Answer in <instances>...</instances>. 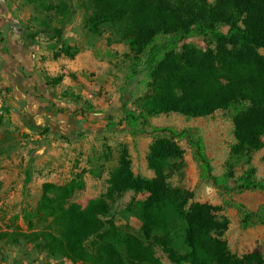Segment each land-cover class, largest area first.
<instances>
[{
    "label": "trees",
    "instance_id": "obj_1",
    "mask_svg": "<svg viewBox=\"0 0 264 264\" xmlns=\"http://www.w3.org/2000/svg\"><path fill=\"white\" fill-rule=\"evenodd\" d=\"M28 1L55 12L46 22L56 20L64 28L74 0ZM86 27L96 35L110 33L109 43L126 44L129 57L146 65L149 92L134 101V109H126L124 121L135 138L160 136L147 157L155 176L134 175L124 149L105 194L82 208L72 202L74 193L84 188L81 176L63 186L47 183L28 219L30 232L2 233L0 241L18 242L21 237L73 264H162L156 248L174 264H262L258 252L243 258L231 254L224 238L228 220L215 214L224 207L196 203L193 193L174 187L170 179L183 158L176 141L185 140L198 165L199 184L212 185L223 197L264 193V180L252 163L264 148V0H93ZM193 37L208 39L214 47L199 50L188 43ZM58 54L77 55L65 44ZM220 110L231 113L236 139L220 177L214 175L201 136L152 123L163 115L194 119ZM242 163L246 168L237 176L235 169ZM129 192L144 197L134 206L141 222L138 233L103 220ZM226 207L237 209L244 229L264 225V208L250 213L228 201ZM180 221L189 248L184 254L177 252L171 237Z\"/></svg>",
    "mask_w": 264,
    "mask_h": 264
},
{
    "label": "rangeland",
    "instance_id": "obj_2",
    "mask_svg": "<svg viewBox=\"0 0 264 264\" xmlns=\"http://www.w3.org/2000/svg\"><path fill=\"white\" fill-rule=\"evenodd\" d=\"M92 1L74 0L70 16L63 28L56 20L51 25L46 22V17L53 18L55 12L42 11L43 9L28 0H9L26 36L31 37L33 42L49 43L48 47L54 58L74 59L58 54L60 47L65 44L72 52L77 53L75 57L80 54H91L99 62L110 65L111 72L106 71L99 78H96V73L83 76L90 84H95L92 86L93 89L83 84L80 76L76 74L47 78L55 89L60 88L65 96L72 97V102L82 105L89 112L106 113L107 117L102 122L105 125L102 132L97 137H89L86 145L79 141L74 145L71 140H65L62 136L52 137L44 144L30 140V136L21 137L20 140H23L20 142L10 130L0 133V234L30 232L28 219L34 216L43 196V186L47 183L63 186L81 176L84 188L74 193L72 202L82 208L87 207L91 200L106 193L110 173L118 165L124 149L130 155L134 175L145 178L155 176L154 171L148 167L147 157L155 138L160 136L135 138L124 121L126 109H134V101L149 92L146 85L148 81L146 65L144 61L136 63L129 57L130 51L126 44L113 40L109 43L112 37L110 33L96 35L86 27ZM223 31L225 32V28ZM162 41L163 38L159 42ZM188 43L194 44L202 51L214 47L211 41L201 37H193ZM261 54L264 55V51H261ZM66 77L71 78L78 86L88 87L93 98L72 93L73 86L64 83ZM5 95L7 99L6 91ZM96 98L101 104H93ZM152 123L159 128L172 127L180 131L189 129L197 136H201L206 153L212 162L214 175L220 177L225 173L226 162L236 142L235 122L231 113L220 110L209 117L194 119L170 114L154 118ZM176 143L182 151L183 158L182 161H177L172 169L170 183L174 187L193 193L196 203L224 207L215 214L218 218L225 217L228 220V230L224 238L231 254L243 258L258 252L264 264V225L244 229L241 227L237 209L232 207L225 209V202L228 201L242 204L250 213H259L264 208V193L245 192L223 197L212 185L199 184V169L193 150L185 140ZM44 145H47V148L44 149L43 147H46ZM38 153L41 155L38 156ZM252 163L257 169L258 177L264 180V148L254 155ZM243 168H246L243 163L236 167L237 176L241 175ZM142 199H144L142 195L134 192L125 194L112 204L109 214L103 220L112 221L122 227L129 226L138 233L141 222L135 214L134 206ZM171 237L177 252L184 254L189 251L182 221L171 233ZM156 255L162 264H174L160 248H156ZM0 264L73 263L62 257H51L43 248L20 237L18 242L0 241Z\"/></svg>",
    "mask_w": 264,
    "mask_h": 264
},
{
    "label": "crops",
    "instance_id": "obj_3",
    "mask_svg": "<svg viewBox=\"0 0 264 264\" xmlns=\"http://www.w3.org/2000/svg\"><path fill=\"white\" fill-rule=\"evenodd\" d=\"M14 12L9 0H0V89L8 93L5 112L0 114V133L10 130L20 142L21 137L30 136V140L44 144L52 137L62 136L74 145L78 141L86 145L89 137L102 132L106 113L89 112L72 102V97L55 89L47 78L76 74L93 89L95 84H90L85 75L96 73L99 78L104 72H111L110 65L91 54H80L73 60L54 58L49 43L33 42L26 36ZM64 83L73 86L71 92L77 96L93 98L88 87L78 86L71 78L66 77ZM93 104L101 101L96 98Z\"/></svg>",
    "mask_w": 264,
    "mask_h": 264
},
{
    "label": "built area",
    "instance_id": "obj_4",
    "mask_svg": "<svg viewBox=\"0 0 264 264\" xmlns=\"http://www.w3.org/2000/svg\"><path fill=\"white\" fill-rule=\"evenodd\" d=\"M6 100V95L5 91L1 90L0 91V114H2L5 110V101Z\"/></svg>",
    "mask_w": 264,
    "mask_h": 264
}]
</instances>
